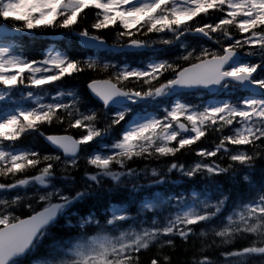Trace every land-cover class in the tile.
<instances>
[{"label":"snow or ice","instance_id":"6c2138e0","mask_svg":"<svg viewBox=\"0 0 264 264\" xmlns=\"http://www.w3.org/2000/svg\"><path fill=\"white\" fill-rule=\"evenodd\" d=\"M0 264H264V0H0Z\"/></svg>","mask_w":264,"mask_h":264},{"label":"trees","instance_id":"16d2710c","mask_svg":"<svg viewBox=\"0 0 264 264\" xmlns=\"http://www.w3.org/2000/svg\"><path fill=\"white\" fill-rule=\"evenodd\" d=\"M50 35H51V33L47 34L46 37L35 38V40L31 44L28 45L27 51L38 52L41 48L47 46L50 43H57L60 46H63V44H64L63 41H61V40L53 41L50 39V37H49ZM128 59L131 62L135 63L136 61L141 59V57H129ZM87 79H88V74H85L84 76L80 77L78 80L70 81L68 84V87H78L81 90H83V87L86 85ZM41 140H42V138H41ZM29 142L30 141H26V143H29ZM185 187H187V185H185ZM114 199H117V198H114ZM80 207L86 208L87 205H80ZM177 243L179 244V241H177ZM148 255H150V253H144L143 258L147 259ZM190 255H191V253L186 254L180 248H178L177 251L173 254V259L174 260L186 259Z\"/></svg>","mask_w":264,"mask_h":264},{"label":"water","instance_id":"95a60500","mask_svg":"<svg viewBox=\"0 0 264 264\" xmlns=\"http://www.w3.org/2000/svg\"><path fill=\"white\" fill-rule=\"evenodd\" d=\"M49 37H50V39H53V40H59V38L57 36L53 35V34L50 35Z\"/></svg>","mask_w":264,"mask_h":264}]
</instances>
